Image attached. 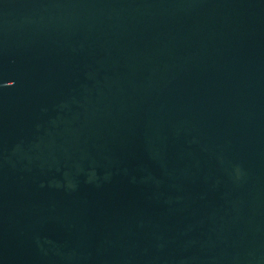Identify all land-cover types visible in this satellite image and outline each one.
Returning a JSON list of instances; mask_svg holds the SVG:
<instances>
[{
    "label": "water",
    "instance_id": "obj_1",
    "mask_svg": "<svg viewBox=\"0 0 264 264\" xmlns=\"http://www.w3.org/2000/svg\"><path fill=\"white\" fill-rule=\"evenodd\" d=\"M0 264H264V0H0Z\"/></svg>",
    "mask_w": 264,
    "mask_h": 264
}]
</instances>
